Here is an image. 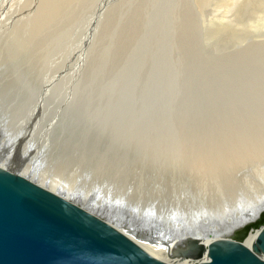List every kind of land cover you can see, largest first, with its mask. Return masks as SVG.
I'll use <instances>...</instances> for the list:
<instances>
[{
  "label": "rangeland",
  "instance_id": "rangeland-1",
  "mask_svg": "<svg viewBox=\"0 0 264 264\" xmlns=\"http://www.w3.org/2000/svg\"><path fill=\"white\" fill-rule=\"evenodd\" d=\"M220 3L0 0V164L71 187L72 201L139 244L177 238L175 247L253 212L264 192L245 198L242 188L250 165L264 168V150L256 158L242 147L228 153L225 133L244 144L259 137L264 70L253 52L264 46L239 33L262 15L254 17L257 2L224 19ZM223 164L242 166V186L234 196L212 192L233 196L220 210L219 200L193 192L188 166Z\"/></svg>",
  "mask_w": 264,
  "mask_h": 264
},
{
  "label": "water",
  "instance_id": "water-1",
  "mask_svg": "<svg viewBox=\"0 0 264 264\" xmlns=\"http://www.w3.org/2000/svg\"><path fill=\"white\" fill-rule=\"evenodd\" d=\"M173 259L190 264H264V209L208 245L198 240L184 243ZM0 264L168 263L80 204L0 169Z\"/></svg>",
  "mask_w": 264,
  "mask_h": 264
},
{
  "label": "bare ground",
  "instance_id": "bare-ground-1",
  "mask_svg": "<svg viewBox=\"0 0 264 264\" xmlns=\"http://www.w3.org/2000/svg\"><path fill=\"white\" fill-rule=\"evenodd\" d=\"M259 3L258 4V7L256 8V9H254V17H257L258 16V14H260V15H262V16H258V18L256 19V20H251L252 21V24H253V26H249V25H247V28L249 29V31H247V32H240L239 33V36L241 37L242 35H245L246 33L248 34L247 35V38H249V37H251L252 39H254V40H252L251 39V42H248V44H250V43H252V45H255L254 46V48L255 47H257L258 48V46H260V48L262 47V46H264V0H222V3H220V4H222L221 6L224 8V10H225V18L224 19H227L226 17H227V14L228 13H230V12H233V11H238V9H240L242 12H244L250 5H253L254 3ZM252 7H254L255 8V6H252ZM241 13V12H240ZM237 14V13H236ZM243 15V14H242ZM230 16H232L231 14H230ZM217 17V16H216ZM233 17V16H232ZM236 17H237V15H236ZM220 18H221V16H220ZM245 18V17H244ZM215 19H217V18H215ZM224 19H221L222 21L224 20ZM241 19V18H240ZM220 20V19H219ZM219 20H217V21H219ZM247 20V19H246ZM250 20V19H249ZM217 21H216V23H217ZM227 21V20H226ZM225 21V22H226ZM230 21V20H229ZM241 21V20H240ZM214 23V22H213ZM215 23V24H216ZM244 23V22H243ZM238 33V32H237ZM255 33H258V35H255ZM246 37V36H245ZM244 37V38H245ZM235 39V38H234ZM258 39V40H257ZM227 41V40H226ZM230 41V40H229ZM243 42H246V39H244L243 40ZM229 43V42H228ZM247 43V42H246ZM245 43V44H246ZM235 44V43H234ZM244 45V44H243ZM243 45L241 44L240 46H242L243 47ZM232 47V46H231ZM242 47H240V48H242ZM252 47V46H251ZM247 50V49H246ZM235 51V50H234ZM251 51H253V50H251ZM251 51L250 52H248V51H246V52H244V53H247V54H249V55H252L251 54ZM253 54L254 55H256V56H254L255 57V59H256V62L259 64V67L260 68H263V70H264V52H261V55L259 54V52L258 51H256V50H254V52H253ZM245 55V54H244ZM249 55H247V56H249ZM261 56V57H260ZM248 58V57H247ZM246 58V59H247ZM253 59V58H252ZM260 62V63H259ZM256 63V64H257ZM254 64V63H253ZM252 64V65H253ZM255 64V65H256ZM251 67V66H250ZM252 68H254V67H252ZM251 68V69H252ZM248 70V69H247ZM253 70V69H252ZM257 71L259 70V68L258 69H256ZM262 70V71H263ZM232 71V70H231ZM253 71H255V69L253 70ZM264 73V72H263ZM53 82H56V80H53ZM253 84V83H252ZM263 85V84H262ZM261 85V86H262ZM52 86H54V84H52ZM69 86V85H68ZM263 87V86H262ZM257 89V88H256ZM66 98V97H65ZM65 98H63V99H65ZM84 106V105H83ZM84 108V107H83ZM258 109V108H257ZM107 110H108V108H107ZM89 111V110H88ZM260 112V111H259ZM252 115V114H251ZM254 115V114H253ZM259 115V114H258ZM97 116H98V114H97ZM250 116V115H249ZM255 116V115H254ZM247 118H249V117H247ZM253 118H255V117H253ZM253 118H252V120H253ZM249 119H251V118H249ZM257 119H259L258 117H257ZM89 120H90V116H89ZM228 120V119H227ZM254 121V120H253ZM262 122H259V124H261ZM236 124V123H235ZM29 125V124H28ZM228 125V124H227ZM246 125V124H245ZM245 125H243L244 127H245ZM33 126V125H32ZM237 126V125H236ZM235 126V128L234 129H236V130H238L237 128H239V126L238 127H236ZM242 126V127H243ZM259 126V125H258ZM30 127V126H29ZM246 127H248V126H246ZM250 127V126H249ZM32 128V127H31ZM241 128V127H240ZM257 127H255V129H256ZM227 129V128H226ZM225 129V130H226ZM244 129V128H243ZM254 129V128H253ZM227 131V130H226ZM225 131V132H226ZM242 131V130H241ZM246 131V130H245ZM248 131H249V129H248ZM258 131V130H257ZM76 132V131H75ZM247 132V131H246ZM252 132V131H251ZM242 133V132H241ZM252 133H254V132H252ZM128 134V133H127ZM235 134H237V133H235ZM243 134H246L245 132H243ZM238 135V134H237ZM252 135V134H251ZM258 135H259V137L257 136V133L255 132L253 135H252V138L251 137H249L248 135H247V138H250L249 140H248V142L246 143V144H244V143H242L241 142V140H243V139H240L241 137H240V135H238L239 136V139H238V137L235 135V137H234V135H233V133L232 132H226L225 133V137H226V141H225V143H227V149H228V153L230 152L229 151V146L230 147H235V148H237V151L238 150H240L239 148H245L247 151H246V153H248V150H249V154H248V156L250 155V150L253 152L251 155L253 156V157H257L258 155H259V152H260V150H264V120H263V124H262V126H260V129H259V132H258ZM223 136H224V134H223ZM242 136V135H241ZM244 137V136H243ZM259 138V139H258ZM246 140V139H245ZM244 140V141H245ZM243 141V142H244ZM4 144V143H3ZM96 145V144H95ZM48 148V147H47ZM248 148V149H247ZM81 150V149H80ZM231 151H233V149H230ZM236 150V149H235ZM233 151V152H236V151ZM233 152H232V154H233ZM261 153V152H260ZM231 154V153H230ZM235 154V153H234ZM244 155H245V153H243ZM225 155V154H224ZM236 155H237V153H236ZM239 155H242V153L241 154H239ZM238 155V156H239ZM243 155V158L245 157L246 159H248V156L246 155V156H244ZM251 155L249 156L250 158H253V157H251ZM261 155V154H260ZM95 156V155H94ZM228 157V155H225L224 157ZM230 157H231V155H230ZM229 157V158H230ZM234 157H236V156H232V158H234ZM242 157V156H241ZM259 157V156H258ZM231 158V159H232ZM239 158V157H238ZM237 157L236 158H234L232 161L235 163V160L236 159H238ZM231 159H228V160H231ZM241 158H239V160H240ZM226 160V159H225ZM225 160H223V161H225ZM228 160H226V161H228ZM217 161H219V160H217ZM225 161V163H227ZM238 161V160H237ZM8 162V161H7ZM59 162H61V161H59ZM233 162H232V165H233ZM24 163V162H23ZM231 163V162H230ZM236 163H238V162H236ZM240 164H241V162H239ZM243 163H245V162H243ZM11 164V163H10ZM214 164V163H213ZM13 165V164H12ZM87 165H89V164H87ZM86 165V166H87ZM127 165V164H126ZM224 165V164H223ZM227 165V164H226ZM236 165H238V164H236ZM258 165V164H257ZM261 165V164H260ZM16 166H20L19 164L18 165H16ZM26 166H27V164H26ZM13 167V166H12ZM76 167V166H75ZM127 167V166H126ZM165 167H169V166H165ZM173 168H174V166H172ZM188 167H190V168H192L193 169V182H195L196 184H197V188H196V185H194L195 183H193V192H200V193H203V194H205V196L204 197H206V199H207V201L209 200V199H214V200H219V202L221 203V205H220V207H218V209H220V210H222V209H225L226 208V206L227 205H229L230 204V200L233 198V196H234V194L235 193H237L238 194V192H239V190H241V186L242 185H240V187L237 189V186H235V176L237 175L235 172L238 170V169H240L242 166H235L234 165V167H232V168H230V166H188ZM250 169H251V172H253V174H252V178L251 179H247V180H245V184H246V186L245 187H243L242 188V190H243V192L242 193H244V196H242L241 195V197H245V198H250V195H251V193H262L263 194V192H264V168L263 167H259V166H251L250 165ZM72 168V167H71ZM77 168V167H76ZM171 168V167H170ZM177 168H181V166H178ZM249 168V167H248ZM247 168V169H248ZM0 169L1 170H8V171H10V172H13V171H11L12 169H11V167L10 166H3V165H1L0 164ZM13 169H15V168H13ZM27 169V168H26ZM57 169V168H56ZM61 169H62V167H61ZM65 169V168H64ZM67 169H69V168H66V171H67ZM244 169V168H243ZM19 170V169H18ZM30 170V169H29ZM91 170H92V168H91ZM249 170V169H248ZM21 170H19V172H20ZM68 171H70V169L68 170ZM84 171V170H83ZM150 171V170H149ZM250 171V170H249ZM58 172H60V171H58ZM121 172V171H120ZM14 173H16L19 177H21V178H23V179H25V180H27V181H29V182H31V183H33V184H35L36 186H38V187H40V188H42V189H45V190H47V191H49V192H51V193H53V194H55V195H57V196H59V197H61V198H63V199H66V200H71L72 198H74L72 195H71V190H72V188L70 187V188H68V186L67 187H65L64 185V187H62V188H60L59 190L57 189V188H53L52 186H55V181L54 180H52V181H50L49 183L50 184H47L46 182V180H43L42 178H40L41 180H35L34 179V177H30V179L29 178H27V174H26V172H25V168L20 172V173H17V172H14ZM51 173V172H50ZM69 173V172H68ZM74 173V172H73ZM127 173V172H126ZM171 173V172H170ZM59 174V173H58ZM61 174V173H60ZM71 175H72V173H70ZM69 174V175H70ZM77 174V173H76ZM172 174V173H171ZM35 175V174H34ZM62 175V174H61ZM183 176V175H182ZM29 177V176H28ZM40 177V176H39ZM38 177V178H39ZM80 177V176H79ZM187 177V176H186ZM65 178V177H64ZM69 178H71V177H69ZM156 178V177H155ZM81 179H83V178H81ZM50 180V179H49ZM72 180V179H71ZM253 180H256L258 183L257 184H255V183H253L252 181ZM59 181V180H58ZM74 181V180H73ZM83 181V180H82ZM91 181V180H90ZM38 183V184H37ZM83 183V182H82ZM116 183H118V182H116ZM40 184V185H39ZM237 184V183H236ZM46 185V188L45 187H43V186H45ZM81 186H82V184H81ZM47 187H48V189H47ZM78 187V186H77ZM123 188V187H122ZM124 188H126V187H124ZM121 190V189H120ZM218 191V190H225V191H227L228 193H232L233 194V196H231V197H226L225 195H223V196H221V197H215V196H213V194H212V192H214V191ZM70 191V192H69ZM79 191V190H78ZM125 191V190H124ZM135 191V190H134ZM120 193H121V191H119ZM126 193V192H125ZM199 193V194H200ZM241 193V192H240ZM239 193V194H240ZM78 194V193H77ZM76 194V195H77ZM82 194V193H81ZM129 194V193H128ZM217 193H214V195H216ZM79 195V194H78ZM77 195V196H78ZM133 195V197H134V193L132 194ZM231 195V194H230ZM254 195V194H253ZM128 196H130V195H128ZM203 196V195H202ZM226 197L227 199V201L226 202H223V200H222V198L223 197ZM227 196H229V195H227ZM82 197H84V196H82ZM240 197V196H239ZM241 197L239 198L240 200L239 201H241L242 199H241ZM125 198V197H124ZM155 198V197H154ZM158 198H161L162 199V197H158ZM217 198V199H216ZM236 198V197H235ZM75 199H77V197L75 198ZM80 199H82L81 197H80ZM130 199V198H129ZM133 198L131 197V200H132ZM157 199V198H156ZM188 199V198H187ZM121 200V199H120ZM131 200H129V201H131ZM237 200V199H236ZM235 200V201H236ZM74 202L76 201V200H73ZM124 201V200H123ZM216 201H214V202H216ZM245 201V200H244ZM89 202V201H88ZM159 202H162V201H160L159 200ZM208 202H210V201H208ZM249 202V201H248ZM252 202V201H251ZM259 202V203H258ZM256 204H258V206L254 209V211L253 212H250V213H248V214H246L244 217H242V218H237V219H235L234 220V222L232 223V225H231V223H227L226 225H224V226H222V228H220V229H218L216 232H213L212 234H195V235H192V236H189L188 238H186L185 240H183L182 242H180V244H177L178 246H175L174 247V245L176 244V243H178L177 242V238H172V239H162V240H159L160 242H157V241H147V242H143V243H138V242H136L135 241V239H133V238H131L128 234L129 233H127V232H122L121 230H120V227H116V226H114L113 224H111L110 222H108V221H106L108 224H110L111 226H113L114 228H116L117 230H119L121 233H123V234H125L126 236H128L131 240H133L138 246H140L144 251H146L148 254H150L151 256H153L154 258H156V259H158V260H161V261H164V262H166V263H168V264H190L191 262H187L186 260H176V259H173V252L174 251H176V249L177 248H180L179 246H183L184 245V243H186V242H189V241H193V240H198L200 243H202V244H204V245H208L209 243H212L213 241H215V240H217V239H221V238H223V236H225V235H227V234H229L231 231H233L235 228H237L239 225H242L244 222H247V221H249L250 219H252V218H254L255 216H257L258 215V213L260 212V211H262L263 210V208H264V197L260 200V201H258ZM129 203V202H128ZM156 203H157V201H156ZM200 203V202H199ZM203 203V202H202ZM202 203H201V205H199V206H202ZM94 204V203H93ZM131 204V203H130ZM165 204V203H164ZM205 204V203H204ZM203 204V205H204ZM208 204H210V203H208ZM218 204V203H217ZM244 204V203H243ZM96 205H97V203H96ZM116 205H117V203H116ZM160 205V204H159ZM215 205V204H214ZM252 205V204H251ZM98 206H99V204H98ZM101 206V205H100ZM162 206V205H161ZM120 207V206H119ZM125 207V206H124ZM128 207H130V206H128ZM127 207V208H128ZM164 207H165V205H164ZM196 207V206H195ZM205 207V206H204ZM208 207V206H207ZM95 208H97V207H95ZM160 208V207H159ZM87 209V208H86ZM199 209V208H198ZM204 209V208H203ZM202 209V210H203ZM210 209V208H209ZM238 209V208H237ZM236 210V209H235ZM235 210H234V212H235ZM108 211H111L110 209L108 210ZM162 211H163V209H162ZM194 211V210H193ZM206 211H207V209H206ZM205 210L203 211V213L204 212H206ZM211 211V210H210ZM214 211V210H213ZM97 212V211H96ZM99 212V211H98ZM199 212V211H198ZM198 212H196V213H198ZM209 212V211H208ZM236 212H238V211H236ZM108 213V212H107ZM212 213H214V212H212ZM218 213H219V211H218ZM233 213V212H232ZM101 214V213H100ZM114 214L115 213H113V216H114ZM130 214V213H129ZM128 214V215H129ZM109 215V214H108ZM198 215V214H197ZM199 215H200V213H199ZM224 215V214H223ZM226 216H228L227 214H225ZM234 215V214H233ZM112 216V217H113ZM203 216V215H202ZM206 216V215H205ZM221 216V215H220ZM101 217V216H100ZM105 217H106V215H105ZM129 217V216H128ZM204 217V216H203ZM116 218H117V216H116ZM108 219V218H107ZM132 219V218H131ZM119 220H121V219H119ZM133 222V221H132ZM231 222V221H230ZM123 223V222H122ZM115 224H116V222H115ZM127 224H129V223H127ZM130 225V224H129ZM117 226H118V224H117ZM121 226V225H120ZM123 226V225H122ZM127 226V225H126ZM135 226V225H134ZM147 227V226H146ZM149 227V226H148ZM123 228V227H122ZM128 229V228H127ZM149 229V228H148ZM126 230V229H125ZM210 231V230H209ZM146 232V231H145ZM147 233V232H146ZM151 234V233H150ZM134 236V235H133ZM155 236V235H154ZM146 237V236H145ZM159 237V236H158ZM174 237V236H173ZM253 237H254V235H252L251 237H249V239L247 240V242L248 243H250L251 241H252V239H253ZM152 240V239H151ZM145 241V240H144Z\"/></svg>",
  "mask_w": 264,
  "mask_h": 264
}]
</instances>
